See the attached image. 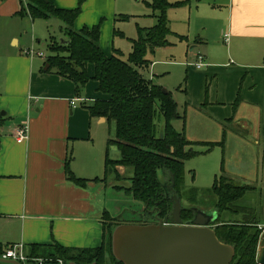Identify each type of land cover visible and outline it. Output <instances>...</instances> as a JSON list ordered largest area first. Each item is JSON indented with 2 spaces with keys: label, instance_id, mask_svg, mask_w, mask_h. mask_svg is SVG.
Masks as SVG:
<instances>
[{
  "label": "crops",
  "instance_id": "obj_1",
  "mask_svg": "<svg viewBox=\"0 0 264 264\" xmlns=\"http://www.w3.org/2000/svg\"><path fill=\"white\" fill-rule=\"evenodd\" d=\"M78 2L54 0L56 8L63 10L75 9ZM123 4L125 10H121ZM210 4L219 12L214 22L218 37L224 32L230 34L227 50L230 61H236L240 75H244V86L233 101L220 102L229 103L230 110L212 109L218 115L208 104L205 106L207 102L186 104L181 133L194 143H219L224 139L223 150L217 148L215 155L222 158L223 174L234 184L253 189L242 201L256 202L249 211L240 208L242 213L228 218L242 222L245 214L254 215L252 220L262 230L263 241V248L258 244L257 259L264 252V0H210ZM126 5V0H84L74 29L105 21L100 24L99 48L110 57L117 50L108 47L119 23L115 16L128 14ZM19 10L20 0H0V20L13 22ZM12 25L0 27V253L14 245H22L29 254L34 246L97 249L103 241L107 192H113V183L92 180L103 176L110 134H103L100 127L106 120L90 118L85 108L102 97L98 94L91 98L90 89L85 88V96L84 90L77 96L71 81L40 69L38 60L23 54L20 27ZM93 72V67L92 72L87 70L90 77ZM93 88H97L95 82ZM77 98L88 104L71 107L70 102ZM228 110L222 120V112ZM188 114L200 120L186 128ZM23 126L27 128V140L18 144L15 131ZM111 152L109 158L118 160L110 156ZM68 157L73 175L89 181L85 188L67 181Z\"/></svg>",
  "mask_w": 264,
  "mask_h": 264
},
{
  "label": "trees",
  "instance_id": "obj_2",
  "mask_svg": "<svg viewBox=\"0 0 264 264\" xmlns=\"http://www.w3.org/2000/svg\"><path fill=\"white\" fill-rule=\"evenodd\" d=\"M84 0L72 10L56 8L54 0H20V10L16 17L28 16L34 20L57 19L64 25V43H57L53 37L49 40V47L54 56L46 58L45 64L55 75L71 81L77 96L85 86L93 81L97 84L96 93L102 98L86 106L90 118L105 119L114 124V138L106 142L104 171L101 179L93 182L106 183L113 176L117 179V167L131 170L128 188L113 187L114 190L124 192L130 199L142 205V212L136 217L123 219L125 224H139V218L145 217L144 223L154 215L164 222H168L173 213V200L180 201L181 220L183 223L193 219V210L199 203L201 191L186 190L184 184V163L200 152L194 150L197 146H205L209 151L213 147L223 150L224 139L219 143L189 142L184 133L177 132L173 121L180 116L177 104L170 93L163 94L162 87L153 84L143 77V70L151 63L146 59L147 53H154L156 49L170 45L167 38L171 34L166 20V11L177 8L185 3L170 4L167 0H151L148 8L155 13L156 24L152 28L139 29L136 39L131 40V52L127 60H122L123 54L114 50L113 55L105 57L99 48L100 24L93 27L74 29V23L81 13ZM131 16H115V22L129 21ZM114 36L123 37L117 30ZM182 40V39H181ZM89 65L93 66L92 77L87 73ZM162 121V129L158 130L157 123ZM116 146L119 152L118 160L109 158V149ZM70 157L66 160L65 176L68 182L79 188H85L87 180L76 178L68 167ZM159 172L162 178H159ZM118 181V180H117ZM253 190L249 186L234 184L223 174L215 176L210 190L203 191L214 197L213 211L218 219L213 224L218 241L233 248L235 256L231 264H256L257 247L262 230L258 224L245 214L246 221H232L223 223L221 214L242 213L237 206L246 193ZM185 201L188 206H183ZM149 212V214L146 213ZM110 216L104 212L105 216ZM132 216V215H131ZM141 216V217H140ZM127 217V216H126ZM112 223L103 224V241L97 249H69L59 245L41 248L34 246L31 256L51 258L50 264L72 262L74 264H106L105 252L108 253L109 264H121L112 254V232L119 225L116 219L110 216ZM250 218V219H248ZM42 250V251H41Z\"/></svg>",
  "mask_w": 264,
  "mask_h": 264
},
{
  "label": "rangeland",
  "instance_id": "obj_3",
  "mask_svg": "<svg viewBox=\"0 0 264 264\" xmlns=\"http://www.w3.org/2000/svg\"><path fill=\"white\" fill-rule=\"evenodd\" d=\"M150 1L126 0V6L129 7L126 10L129 13L124 14L134 16L135 18L126 22L117 23L115 29L121 32L123 37L115 36L110 39L108 44L109 48L113 46V48L122 52V60H127L131 52V40L137 38L138 28L148 29L156 24L155 16L157 13L153 16L152 11L147 6V3ZM167 2L170 4L176 2L185 4L166 11L165 16L171 32L167 38L170 45L156 49L152 54L147 53L146 59L150 63H154V67L151 69V65H149L147 69H144L142 72L143 77L151 80L153 84L161 86L170 93L172 99L177 104V111L181 117L183 116L186 104L190 106H196L198 104L199 106L200 103L207 102L205 106L208 104V107L211 109L210 111L214 115L218 114L216 111H212V109L227 107L230 110L231 105L229 103L223 105L220 102L233 101L239 90L243 88L245 80L244 75H240L241 69L238 63L236 61H230L227 50L230 34L224 32L221 37H218L219 31L215 27L216 24L214 22L219 19V12L211 9L210 0H167ZM121 10H125V4H123ZM12 21L4 22L0 20V27H8L12 23V28H14L15 24L19 26L18 37L20 45L24 48L23 50H34L37 54L42 53L48 58L54 56V53L51 52L49 47L50 38L53 37L59 44L65 41L63 33L64 25L57 19L32 21L26 16L23 18L17 17ZM104 24L105 21L103 23L101 21V26ZM109 33L112 34L111 27H109ZM224 36L228 39L227 43L223 40ZM11 45L13 46L12 43ZM26 57L29 58L28 56ZM33 60H38L39 68L44 69L43 60L37 57H34ZM196 64L201 65L200 70L196 69ZM92 67V65H89L87 70L89 69L92 72ZM51 72L54 76V72ZM93 85L94 82L90 81L85 86V89H90L89 96L91 98L100 95L95 92L96 88H93ZM84 92L85 90L82 96H85ZM85 104H88V102ZM229 110L226 113L222 112V120ZM197 119L200 120V117H197L195 114H188L185 123L186 128H189L192 122ZM157 125L160 131L162 129V121L159 120ZM173 125L176 131L181 132L183 129L182 119L178 118L174 121ZM100 127L102 128L103 134H110V138H114L113 122L106 123ZM217 148L219 147H213L207 151L205 146H197L194 150L200 152V154L188 159L184 163L183 186L186 190L197 189L201 191L198 199L200 201L195 205L197 210L201 212L209 213L213 211L214 197L209 194L201 195L205 193L203 191L212 188L214 177L220 175L222 158L215 156L219 151ZM109 151L111 152L110 156L113 157L114 155L119 158V152L116 146H112ZM119 170L120 167H117V179L111 176L108 178L109 181L107 183L109 184L111 181L113 187L126 189L130 185L129 178L131 177V170H126L125 168L122 170L123 172ZM159 178H162V173L160 172ZM112 191V193L109 190L107 192V211L110 216L116 219V223L124 225V218L136 217L137 212H140L143 207L140 203L126 196L124 192L116 191L114 188ZM254 204H256L255 201L251 202L249 199L244 198L243 201L242 199L240 200L237 206L249 211L250 206ZM182 205L185 207L188 206L185 201H183ZM110 216L107 215L104 217L106 224L112 223ZM229 216L230 213L221 214L223 223L232 222L231 220L233 218H228ZM253 217L254 215L252 217L250 216L251 219ZM246 219H241V221H246ZM104 257L106 264H109L110 258L107 252H105ZM66 264L74 263L69 262Z\"/></svg>",
  "mask_w": 264,
  "mask_h": 264
},
{
  "label": "water",
  "instance_id": "obj_4",
  "mask_svg": "<svg viewBox=\"0 0 264 264\" xmlns=\"http://www.w3.org/2000/svg\"><path fill=\"white\" fill-rule=\"evenodd\" d=\"M48 68L45 65L44 71ZM162 93L168 92L162 89ZM193 215L183 224L180 201L173 200L169 223L157 220V226H143L141 220L139 224L117 226L112 232L113 257L121 264H231L233 248L220 243L214 232L217 214L194 209ZM259 247L263 248V241ZM261 252L256 264H264ZM0 264L19 263L0 259Z\"/></svg>",
  "mask_w": 264,
  "mask_h": 264
},
{
  "label": "built area",
  "instance_id": "obj_5",
  "mask_svg": "<svg viewBox=\"0 0 264 264\" xmlns=\"http://www.w3.org/2000/svg\"><path fill=\"white\" fill-rule=\"evenodd\" d=\"M225 43L228 42L227 37H223ZM25 56H28L30 59L37 57L41 60L46 61V57L39 53L37 54L34 50L27 49L23 52ZM197 69L201 67L200 64H196L195 66ZM86 100L84 99H74L70 102L71 107L75 108L77 103H85ZM15 140L18 144L24 143L27 140V128L26 126L19 127L15 131ZM0 259L4 261H12L19 264H50L53 262L51 258H41L31 256L29 253H25L22 245H14L9 247L5 252L0 253ZM58 264H62L61 261H57Z\"/></svg>",
  "mask_w": 264,
  "mask_h": 264
},
{
  "label": "flooded vegetation",
  "instance_id": "obj_6",
  "mask_svg": "<svg viewBox=\"0 0 264 264\" xmlns=\"http://www.w3.org/2000/svg\"><path fill=\"white\" fill-rule=\"evenodd\" d=\"M145 210H146V209H145ZM141 212H142V209L140 210V214H141ZM146 213L149 214V212H147V210H146ZM140 217H141V216H140ZM156 217H157V218H156ZM151 218H152V219H149V220L147 221V223H144V221H145V217H141V218L138 217L139 221L142 220V222H141L140 225H143V226H149V225L157 226V225H158L157 220H162V219H160L157 215H154V216H152ZM171 218H172V217H171ZM170 220H171V219H170ZM170 220L168 221V223L170 222ZM162 221L164 222V220H162ZM164 223H167V222H164ZM186 223H187V222H186ZM183 224H185V223H183Z\"/></svg>",
  "mask_w": 264,
  "mask_h": 264
}]
</instances>
